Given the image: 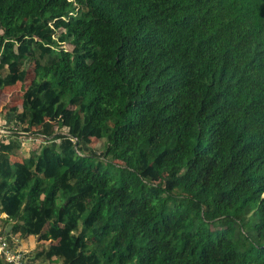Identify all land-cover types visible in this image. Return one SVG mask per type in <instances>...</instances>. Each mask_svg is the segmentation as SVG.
Returning <instances> with one entry per match:
<instances>
[{"label":"trees","instance_id":"trees-1","mask_svg":"<svg viewBox=\"0 0 264 264\" xmlns=\"http://www.w3.org/2000/svg\"><path fill=\"white\" fill-rule=\"evenodd\" d=\"M16 84L42 144L0 142V237L29 263L264 264V0H0Z\"/></svg>","mask_w":264,"mask_h":264},{"label":"rangeland","instance_id":"rangeland-1","mask_svg":"<svg viewBox=\"0 0 264 264\" xmlns=\"http://www.w3.org/2000/svg\"><path fill=\"white\" fill-rule=\"evenodd\" d=\"M65 48L69 49V46L66 45ZM21 84H16L11 87H6L0 91V129L8 130V135L11 134L12 131L16 132L17 134L21 131V127L16 124V121L13 118L9 117V114L14 108H19L21 104ZM18 125L20 128H14L12 125ZM7 135V136H8ZM7 136L2 138V140L7 141ZM19 139L22 141L23 138H27L24 135H19ZM29 144V143H27ZM42 143L40 140L36 139L35 137L32 138V141L29 145H23L22 153L26 154L28 150H33L37 148ZM92 149L95 151V155L98 156L99 152L103 151V143L101 141H92ZM27 148V151L25 149ZM110 171L115 172L114 168H109ZM258 222V216H252L248 223H245L241 226V229L238 228V225L235 227V233L232 236L233 239H245L246 241L255 242V230L252 223ZM217 229L221 230L222 227L218 226ZM238 237V238H237ZM32 254V253H31ZM29 262V260H28ZM29 264H40L39 262L29 263Z\"/></svg>","mask_w":264,"mask_h":264},{"label":"built area","instance_id":"built-area-1","mask_svg":"<svg viewBox=\"0 0 264 264\" xmlns=\"http://www.w3.org/2000/svg\"><path fill=\"white\" fill-rule=\"evenodd\" d=\"M17 124V123H16ZM14 128H20L18 125H12ZM11 133H16L12 131ZM19 135H24L27 138H23V141L27 144L32 141V137L27 135L25 132H19ZM8 135V130L0 129V142L2 141V138L6 137ZM72 142L75 141V139H71ZM42 142V141H40ZM79 154V153H78ZM80 155V154H79ZM13 243L16 242L15 239L12 241ZM10 244L3 238L0 237V256L3 258V260L8 264H29L28 262V255L27 252L16 250L11 248L9 246Z\"/></svg>","mask_w":264,"mask_h":264},{"label":"crops","instance_id":"crops-1","mask_svg":"<svg viewBox=\"0 0 264 264\" xmlns=\"http://www.w3.org/2000/svg\"><path fill=\"white\" fill-rule=\"evenodd\" d=\"M25 145H29V144H25ZM25 150L27 151V148ZM30 151L31 150H28L26 154H20V156L27 157ZM20 153H22V151ZM1 217L3 218L4 215H2ZM0 230H1V225H0ZM13 239L16 240V242H14L13 249L25 251L27 252V255H29L35 249L37 244H39V242L36 240L34 236H29L23 239L19 238L18 236H14Z\"/></svg>","mask_w":264,"mask_h":264},{"label":"water","instance_id":"water-1","mask_svg":"<svg viewBox=\"0 0 264 264\" xmlns=\"http://www.w3.org/2000/svg\"><path fill=\"white\" fill-rule=\"evenodd\" d=\"M11 229V226H8L5 231L8 232Z\"/></svg>","mask_w":264,"mask_h":264}]
</instances>
